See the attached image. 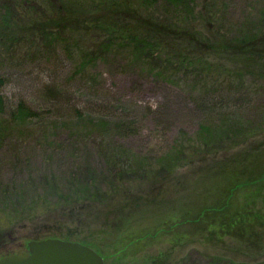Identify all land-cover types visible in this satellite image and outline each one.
I'll list each match as a JSON object with an SVG mask.
<instances>
[{
  "label": "rangeland",
  "instance_id": "obj_1",
  "mask_svg": "<svg viewBox=\"0 0 264 264\" xmlns=\"http://www.w3.org/2000/svg\"><path fill=\"white\" fill-rule=\"evenodd\" d=\"M220 2L240 22L249 11L255 18L262 4ZM203 4L199 0L197 11ZM2 60L0 53V203L5 193L17 189L28 200L43 201L25 206L27 219L18 226L0 204V258L26 251L31 241L58 238L92 248L103 264H264V133L175 168L168 180L125 178L123 194L54 209L48 205L49 192H68L79 172H97L104 190H111L106 150L110 154L123 146L152 166L182 137L194 135L205 115L195 94L137 74L119 59L99 64L91 86L61 53L17 66ZM259 84L244 97L264 108V81ZM20 102L39 116L10 125ZM78 106L107 116L110 125L130 127L131 133L93 134L79 141V122L67 117ZM252 106L242 119L263 126ZM121 164L115 159L110 168L121 170Z\"/></svg>",
  "mask_w": 264,
  "mask_h": 264
},
{
  "label": "trees",
  "instance_id": "obj_2",
  "mask_svg": "<svg viewBox=\"0 0 264 264\" xmlns=\"http://www.w3.org/2000/svg\"><path fill=\"white\" fill-rule=\"evenodd\" d=\"M260 2L257 16L252 18L249 11L240 22L230 18L220 0H204L201 12L197 11L199 0H0L3 62L17 66L61 53L71 61L74 73L91 86L99 64L119 59L137 74L195 94L205 115L194 135L176 140L152 166L135 159L123 146L110 154L106 150L102 154L111 190H104L97 172H79L68 192H49L53 196L48 205L55 209L80 202L102 203L111 194L124 193L125 178L168 180L175 168L203 161L264 133L262 123L242 119L243 111L252 106L245 92L251 93V86L264 81V0ZM1 107L0 98V112ZM251 110H259L256 115L264 119V108L252 106ZM96 112L78 106L67 114L79 122V141L93 134L131 133L130 127L110 125L107 116ZM38 116L30 105L20 102L10 115V125ZM115 159H122L121 170L110 168ZM53 183L51 190L58 187ZM26 196L24 190H12L0 203L14 226L27 219L25 206L30 209L43 201Z\"/></svg>",
  "mask_w": 264,
  "mask_h": 264
},
{
  "label": "water",
  "instance_id": "obj_3",
  "mask_svg": "<svg viewBox=\"0 0 264 264\" xmlns=\"http://www.w3.org/2000/svg\"><path fill=\"white\" fill-rule=\"evenodd\" d=\"M0 264H103V258L81 243L47 238L29 242L26 251L1 257Z\"/></svg>",
  "mask_w": 264,
  "mask_h": 264
}]
</instances>
